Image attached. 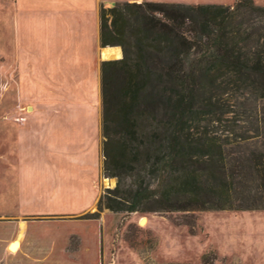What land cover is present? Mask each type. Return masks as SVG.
Masks as SVG:
<instances>
[{
    "label": "trees",
    "instance_id": "trees-1",
    "mask_svg": "<svg viewBox=\"0 0 264 264\" xmlns=\"http://www.w3.org/2000/svg\"><path fill=\"white\" fill-rule=\"evenodd\" d=\"M99 14L100 46L123 54L100 66L102 169L116 186L81 218L264 210V6L117 2ZM217 91L258 95L260 114L214 116Z\"/></svg>",
    "mask_w": 264,
    "mask_h": 264
},
{
    "label": "rangeland",
    "instance_id": "rangeland-1",
    "mask_svg": "<svg viewBox=\"0 0 264 264\" xmlns=\"http://www.w3.org/2000/svg\"><path fill=\"white\" fill-rule=\"evenodd\" d=\"M123 1L39 0L41 11L22 18L28 0H0V264H202L205 256L213 264H264V210L172 214H115L103 210L98 219L81 218L97 212L102 193L116 186V179L106 177L102 169L100 67L83 79L84 90L54 92L56 98H65L68 93L70 98L90 100L88 108L61 105L54 109L57 114L87 113L90 109L98 156L95 185L93 175L78 176L79 168L70 161V157L86 150L82 123L76 124L78 133L75 130L66 135L50 129L40 118L43 107L37 103L49 86L46 56L50 44L39 40L36 32L43 28V22L53 19L55 10L78 5L88 21L95 18L98 2H102L100 7H113ZM131 1L231 6L236 0ZM254 2L264 6V0ZM54 16L62 21L65 18L61 12ZM23 29H29L34 37L28 38ZM94 44L89 40L85 47L91 52ZM97 55L101 56V50ZM113 60L117 59L107 61ZM221 93L214 92L221 106L214 107V116L246 121L260 114L262 101L258 95L226 91L221 97ZM49 212L76 216L52 221H39L47 220L44 216H9ZM142 218L146 219L144 225H140ZM17 221L30 222L22 251L13 256L7 249L6 235L13 231L11 241L18 238ZM192 221L195 225L190 231L186 223ZM130 225L132 231L128 233ZM128 234L135 247L126 240Z\"/></svg>",
    "mask_w": 264,
    "mask_h": 264
},
{
    "label": "crops",
    "instance_id": "crops-1",
    "mask_svg": "<svg viewBox=\"0 0 264 264\" xmlns=\"http://www.w3.org/2000/svg\"><path fill=\"white\" fill-rule=\"evenodd\" d=\"M37 1L39 0H28V4L25 6V10L23 9L21 11L22 18H27L28 14L33 11L34 13L41 11L37 7ZM123 2L131 3L132 1L125 0ZM101 3L102 2H98L95 18L93 20L88 19V21L84 19L83 9L82 7H78V5H74V9L70 8L59 11L55 10L52 12L53 19L49 18L47 21L43 22V28H40L39 31L36 32V35L39 40L50 44V47H48L49 51L47 52L46 56V58H48L46 63L48 77H46V80L47 85L49 86L46 88L47 90L46 94L43 95L44 97H39V102L37 103L38 105L43 107V109L40 111V113H42L40 118L43 119L45 123L49 124L50 129L57 130V133L61 131L66 135H70L72 131L74 132L77 129V123H82L80 128L81 131L84 132L87 137L90 136L89 138L86 137L84 139V147L86 148V150L82 155L70 157V161L76 166V168H79L80 173H77V175H93L95 177L93 182L95 183V185L98 176V156L97 147L93 139V128L90 109L86 110L87 113L81 112L80 114H57L55 113L54 109L61 105H65L67 107L80 106L82 108H88L91 105L90 100H88L87 98H70L68 93L65 95V98H56L54 92L56 90L68 92L69 90H78L80 88L84 90L85 88L82 86L84 85L83 79L91 72H93L96 67L99 69V67L101 66L99 61L102 58L101 56H99L98 58L97 55L98 49H103L100 46L99 42V13ZM60 12L65 14V18L63 21L62 19H59L54 16ZM24 31L25 35L28 38H31V36L34 37V34L31 33L29 29H26ZM89 40L95 41L94 48L93 50H91V52L88 51L85 47V44L89 42ZM61 46L62 48H60ZM104 61L107 60H103L102 62ZM49 67L51 69L50 73L48 69ZM72 84L76 85V87H72ZM80 141L82 142L83 140ZM95 194L97 196V189L95 191ZM96 196L92 209L94 208ZM9 216L14 219H20L29 216H44V218H47V220L39 221H52L69 218L72 219V217L76 215L70 213L49 212L45 214ZM29 222L30 221H17V230L15 231V234L18 236L16 240L19 241L20 246L17 253L11 254L9 252L10 255L17 256L22 251L23 237ZM12 234L13 231H11L10 234L6 235V241H9V243L13 241H11Z\"/></svg>",
    "mask_w": 264,
    "mask_h": 264
},
{
    "label": "bare ground",
    "instance_id": "bare-ground-1",
    "mask_svg": "<svg viewBox=\"0 0 264 264\" xmlns=\"http://www.w3.org/2000/svg\"><path fill=\"white\" fill-rule=\"evenodd\" d=\"M101 57L103 60L118 59L121 57V51L118 47H106L101 49ZM146 219L140 220V225H144ZM20 243L18 240H13L8 244L7 249L11 254L17 253Z\"/></svg>",
    "mask_w": 264,
    "mask_h": 264
},
{
    "label": "water",
    "instance_id": "water-1",
    "mask_svg": "<svg viewBox=\"0 0 264 264\" xmlns=\"http://www.w3.org/2000/svg\"><path fill=\"white\" fill-rule=\"evenodd\" d=\"M118 48H120V47H118ZM120 51H121V57L118 58V59H122V57H123V54H122V50H121V48H120ZM118 59H117V60H118ZM142 219H144V218H142Z\"/></svg>",
    "mask_w": 264,
    "mask_h": 264
}]
</instances>
